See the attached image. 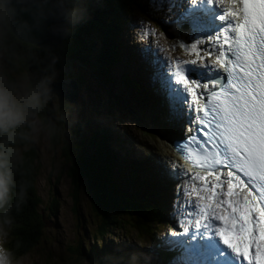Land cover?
<instances>
[{
  "label": "snow or ice",
  "instance_id": "snow-or-ice-1",
  "mask_svg": "<svg viewBox=\"0 0 264 264\" xmlns=\"http://www.w3.org/2000/svg\"><path fill=\"white\" fill-rule=\"evenodd\" d=\"M189 2L185 19L199 38L178 43L194 59L170 58L163 31L142 24L140 33L156 37L164 54L153 79L169 118L191 123L176 150L207 170L189 174L171 165L173 178L183 180L176 190L180 231L165 243L181 250L179 264H264V0Z\"/></svg>",
  "mask_w": 264,
  "mask_h": 264
},
{
  "label": "trees",
  "instance_id": "trees-1",
  "mask_svg": "<svg viewBox=\"0 0 264 264\" xmlns=\"http://www.w3.org/2000/svg\"><path fill=\"white\" fill-rule=\"evenodd\" d=\"M65 1L66 10L76 8L78 12L75 23L66 19L64 35L56 47L45 49L18 39L10 29H6L4 34L0 35V45L4 49L9 67L39 72L44 65L55 58L56 70H60L63 66L77 64L81 74H86L87 71L98 79L106 80L111 66L120 60L121 53L124 51L125 47L121 43L120 36L125 28L137 14H147L146 17H150L151 11H147L146 0ZM80 73L74 71L72 74L78 84H81L83 80ZM121 76L123 79L129 78L125 73ZM128 80L131 85H138L137 81L130 78ZM63 104L66 103L58 104L60 110L63 109ZM50 113L51 110L47 108L44 115L50 117ZM62 113L63 111L59 119L55 121L61 126L57 128L60 132L58 136L65 138L61 141L58 155L71 181L72 210L76 213L78 179H83L90 193L91 209L93 208L97 213V215L93 213L95 215L94 228L91 232L93 237H103L110 228L118 224H124L125 227L127 224L140 241L154 239L161 224L168 223L165 222L167 221L164 214L165 206L158 201L154 190L150 191L149 188L144 190L135 182L137 177L135 170L138 171V167L131 162H126L124 155L122 157L121 146L123 140L126 141L125 137L103 126H96L90 132L84 127V120L80 121L79 118L72 125L68 124V119H65ZM54 137L51 138L55 139ZM20 147L22 159L16 165L13 204L16 201L15 192L19 191L21 186L26 188L27 196L19 210L15 207L12 210L15 223L8 240V244L18 255L33 249L34 245L40 242V231L46 220L40 210L44 206L38 205L40 197L34 188L37 170L35 145L31 143L26 150L24 146L20 145ZM123 163L127 166V175H124L120 168V164L123 165ZM113 168H116V172ZM56 199L55 195L50 197L45 207L47 215L48 209L50 214L56 213ZM162 203H164L163 200ZM82 241L83 239H78L69 246L74 259L77 258V264L82 262V259H86L91 264L95 262L97 264L98 260L106 262L103 258L110 250H115L111 251V256L118 260V256L126 254L118 249L107 250L100 244L86 243L84 248ZM109 263L129 264L125 258H122L120 263L115 260Z\"/></svg>",
  "mask_w": 264,
  "mask_h": 264
},
{
  "label": "rangeland",
  "instance_id": "rangeland-1",
  "mask_svg": "<svg viewBox=\"0 0 264 264\" xmlns=\"http://www.w3.org/2000/svg\"><path fill=\"white\" fill-rule=\"evenodd\" d=\"M155 1L157 2V0ZM182 3L179 6H182ZM162 12L164 11L157 10V16H160ZM175 12H179L176 2L168 13V17H175L173 16L176 14ZM137 23L140 26L143 24L144 26L151 27L159 32L157 26L150 23L147 18L138 19ZM128 34L129 32H126V35ZM144 39L145 38H142L141 40V38L137 37V35L132 34V38L129 39V43L133 44V42H135L139 45H143ZM155 39L156 37L150 35L145 39V41L149 43L154 42ZM120 40L122 45L127 46L128 40L126 39L124 32ZM191 42H193V39L188 37L185 43L190 44ZM160 44L165 47L166 54L168 56L169 54H177L183 56L186 59L195 58L194 55H189L183 49L180 51H172L171 47L166 44L164 39H160ZM128 53L129 50L127 48L126 53L122 54L120 60L111 66V69L108 73L109 77H107L106 80L98 79L87 71L86 74H81L77 64L63 66L60 68V70H57L55 79L72 78L74 71H78L83 76V80L81 79V84L76 82L78 86V94L74 103H70L64 99L58 100L56 97L55 104H49L48 108L51 110L50 117L57 125V128L61 127L59 126V123H56L55 121L59 119L60 113L62 111V115L65 116L64 110L67 108L71 110L70 115L67 118L68 124L71 123L72 125L73 122L77 121L79 118L80 121L84 120V127L89 129L90 132H92L96 126H103L107 129L115 130L122 136L128 138L127 142L123 140L121 150L123 151L126 162H131L138 167V171L137 169L135 170L137 173L135 182L144 190L146 188H149L150 191L154 190L155 193L164 200V214L168 218L170 214L167 212L168 204L166 203L170 198V187H172L174 183H165L166 179L162 176V178L160 177L158 179H162L163 181V183L160 184L158 181H156V177L153 176L152 171L150 174H146L145 167L148 169L149 163L143 164L139 155H141V152L143 153V149L141 148L143 146L148 150V156L150 157L149 160H152V162L155 163L157 155L160 152L167 151L168 147L166 145V141H168L169 137L173 135L176 126H178V122L177 120L173 119H169L166 122H160V117L158 115L159 112L156 109L152 110L153 104L151 103V100H148L145 96L143 87H146L145 83H149V78L146 73L147 70L145 69L156 70L158 65H152L151 68H141L142 72L145 71V74L144 76L143 74H140L142 77H138L133 72V69H131L132 65L129 63ZM163 55L164 54H162V58ZM138 58H140L142 65L148 64L145 58L142 60V57L139 55ZM156 60L157 59L155 58V61ZM0 61H3V63L15 73L25 72L22 69H12L9 67L8 62L6 61L4 49L1 45ZM122 73H127L130 79L138 78L139 85H131L127 78H122ZM149 97L156 99L157 102L161 101L162 92L159 87L156 90L155 95H149ZM64 101L66 104H63V109L60 110L58 104L60 102L63 103ZM165 101L166 100L164 98V102ZM174 121L176 125H174ZM67 123L65 124L66 127L68 125ZM158 128L161 130L163 129L164 132H160ZM58 133L60 132L57 130L55 137L54 135L51 136L55 139H52L51 137H41L38 142H34L37 155V170L34 179V188L40 197L38 205L44 206V208H40V210L41 214L46 220L44 221V225L40 231V242L36 243L33 249L24 251L19 255L16 254V256L20 257L26 253L31 254L34 264H64L65 262L68 264H77V258L74 259V255L69 250V246L72 245L76 240L83 239L82 242L84 248L86 247V243L93 245L100 244V246L107 248V250L116 249L119 247L122 252L127 253L122 256H118V260L112 258L111 251H108V254L105 256V258H103L106 259V262L98 260L97 264H110L109 261L111 260H115L117 263H120L122 258L127 259L129 264H132L131 254L136 251L133 249V247H136L137 249L141 250L143 254H146V249L142 247L149 245L151 240L140 241L135 232L129 229L127 224H125V227L124 224H118L117 226L110 228V231H107L103 237H93L91 235V232L94 228L95 215H97V213L93 208L91 209L89 196L90 193L86 189V184L83 179H78L79 186L77 189V203L75 206L76 213L72 210V196L70 194L71 181L66 175V169L58 155L61 141L65 140V138H61V135L58 136ZM167 133L169 136L168 138L165 136ZM162 156L165 160V156L163 154ZM124 163V166L120 164V168L123 170L124 175H127V166ZM113 169L115 171L116 168ZM161 173L168 176V168L161 169ZM155 174L159 176L158 173ZM170 176L172 177V175ZM179 181L180 179H178V182ZM173 190H177V188ZM53 195H55L57 198L56 213L50 214L48 209L47 215V209L45 207L48 205L50 197H53ZM161 225L162 226L158 231L159 233L157 238H163L165 236L167 237L172 231H180V229L178 230L172 226H169L168 223ZM8 246L10 249H12L11 245L7 244V247ZM148 251L150 252V260H148L146 263L155 264L157 261V253L154 251V249ZM142 261L143 257H141V262ZM170 263L179 264L178 259H172ZM79 264L91 263L86 259H82V262Z\"/></svg>",
  "mask_w": 264,
  "mask_h": 264
},
{
  "label": "clouds",
  "instance_id": "clouds-1",
  "mask_svg": "<svg viewBox=\"0 0 264 264\" xmlns=\"http://www.w3.org/2000/svg\"><path fill=\"white\" fill-rule=\"evenodd\" d=\"M10 8H14L12 0H4L0 6V35L9 28L19 31L21 22L10 15ZM77 12L76 8L68 9L65 18L75 23ZM55 63L53 58L39 72L15 73L0 61V264H34L31 254L17 257L7 244L15 223L12 210L14 207L19 210L27 196L26 188L21 186L15 192L13 204L16 165L22 159L20 145L26 150L31 143L38 142L41 137H51L57 131V125L44 115L49 104H55ZM70 111L64 110L65 119ZM141 257L145 264L150 260L146 254L134 252L131 254L132 264H141Z\"/></svg>",
  "mask_w": 264,
  "mask_h": 264
},
{
  "label": "water",
  "instance_id": "water-1",
  "mask_svg": "<svg viewBox=\"0 0 264 264\" xmlns=\"http://www.w3.org/2000/svg\"><path fill=\"white\" fill-rule=\"evenodd\" d=\"M4 0H0V6ZM14 8L9 9L10 15L19 24V31L9 28L13 35L45 49L56 47L65 31L66 1L65 0H12ZM28 21L27 24L22 23ZM54 91L58 100L70 103L76 101L78 86L75 79L58 78L54 80Z\"/></svg>",
  "mask_w": 264,
  "mask_h": 264
},
{
  "label": "bare ground",
  "instance_id": "bare-ground-1",
  "mask_svg": "<svg viewBox=\"0 0 264 264\" xmlns=\"http://www.w3.org/2000/svg\"><path fill=\"white\" fill-rule=\"evenodd\" d=\"M181 3H182V1H176V6H179V5H181ZM183 4V3H182ZM226 6V5H225ZM176 13V12H175ZM177 14V13H176ZM175 14V15H176ZM175 15H173V16H175ZM171 18V17H170ZM173 18V17H172ZM45 50V49H44ZM170 55V54H169ZM142 77V76H141ZM145 82V81H144ZM141 92V91H140ZM151 98V97H150ZM65 102V101H64ZM75 105V104H74ZM178 122V121H177ZM165 144V143H164ZM192 174H195V173H192ZM203 175H205V174H203ZM225 188H226V185H225ZM164 189V188H163ZM164 191V190H163Z\"/></svg>",
  "mask_w": 264,
  "mask_h": 264
}]
</instances>
